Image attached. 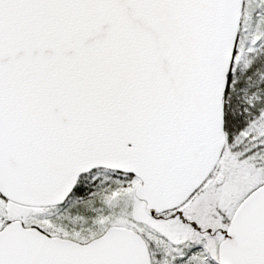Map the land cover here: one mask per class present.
I'll list each match as a JSON object with an SVG mask.
<instances>
[{"label": "snow or ice", "instance_id": "snow-or-ice-1", "mask_svg": "<svg viewBox=\"0 0 264 264\" xmlns=\"http://www.w3.org/2000/svg\"><path fill=\"white\" fill-rule=\"evenodd\" d=\"M0 264H264V0H0Z\"/></svg>", "mask_w": 264, "mask_h": 264}]
</instances>
